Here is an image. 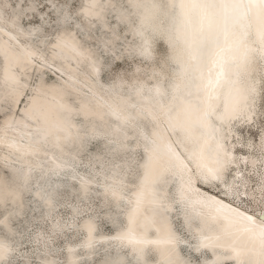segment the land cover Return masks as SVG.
I'll return each instance as SVG.
<instances>
[{
	"label": "snow or ice",
	"instance_id": "obj_1",
	"mask_svg": "<svg viewBox=\"0 0 264 264\" xmlns=\"http://www.w3.org/2000/svg\"><path fill=\"white\" fill-rule=\"evenodd\" d=\"M213 3L214 0H179L186 27L176 39L183 41L188 55L187 61L178 59L181 79L189 77L186 90L179 97L180 103L185 106V111H188L194 102L199 103L201 107L200 117L181 127L186 136H190L191 127H199L204 135L215 141L209 148L215 166L198 164L196 171H185L183 162L172 152L170 146L163 145L169 153L172 167L181 174L175 203L181 206L184 214L182 227L178 229L179 237L168 234L163 243L167 245L179 243L183 258L174 259V249H171L163 259L152 257L153 264H242V249L230 239L234 233L246 234L249 240L257 242L261 250H264V123L259 128L250 130L242 142L240 138L234 137L231 145L223 142L225 137L221 128L209 130L206 125L207 119L213 115L220 125H224L225 121L234 120L255 123V95L258 91L264 94V65L259 81H253L250 87L252 103L239 107V100L233 99L232 102L225 104L221 112H212L209 109L215 86L224 79V66L229 59L234 63V76L238 77L240 74L241 65L236 63V57L230 54L238 53L242 61L250 51H254L259 59L264 61V30L259 33V47L251 49L245 44L243 37L230 38L228 30H215L210 20L202 17L198 24H193L189 13L210 7ZM95 6L96 0H4V4L0 5L12 9L7 18L0 15V21L7 19L8 24L18 34L37 40L35 45L20 47L19 52L13 57L10 54L9 41L0 39V145H5L10 151L20 152L22 148L31 147L33 143L47 142L52 136L48 111L37 105L36 98L45 86L53 85L58 76H62L65 83L73 82L76 68L71 62L86 58L92 51L81 44L77 34H81L85 44L93 39L90 33L96 26L91 24L88 17L94 14ZM259 7L264 8V3L259 4ZM20 21H23V24H20ZM97 31L99 35L94 38L95 48L100 51L103 59L90 60V72L93 76H98L103 71L109 80L114 81V74H118L125 67L124 61L120 58L121 49L115 46L120 34L115 29L109 31L108 26L103 23ZM170 43L174 41L170 40ZM206 44L212 48L209 56L210 66L206 75L197 77L196 73L203 63L202 49ZM123 47L121 45V48ZM148 51L145 41L143 53L147 54ZM114 89L113 84L106 92L111 94ZM178 92L179 85L173 86L174 98ZM156 93L159 94V88L156 89ZM200 93L204 94L203 98ZM205 104L208 107H205ZM59 106L68 113L73 111L70 106L64 104ZM79 110L84 111L85 106L81 104ZM16 117L36 122L35 132L29 134L28 145H22L16 139L5 142L7 132L13 128L14 121L20 123L16 121ZM168 119L170 127L178 126L174 117L168 116ZM240 131L243 136V129ZM97 135L99 133L92 132V136ZM144 139L151 148L144 165L147 171L142 178V187L136 193L137 208L144 201L146 193L152 196L153 203L162 205L150 179L154 154L161 150L162 145L154 137L145 136ZM54 140L58 144L60 137L55 136ZM237 144L239 146H236ZM92 159L99 163L98 170L96 164L91 165L95 170L93 178L101 176L107 179L106 174L119 167V164H114L111 159L105 160L102 157ZM0 160L6 161L7 156L0 155ZM226 167L228 170L225 176L222 171ZM90 183L92 180L87 176L79 177L82 191L87 192ZM211 183L223 192V196L218 192L213 197L210 189L205 195V186ZM103 186L112 196L118 195L117 183H106ZM68 208L72 216L78 215L75 207L68 205ZM11 215L12 212L0 211V240L5 239L6 235L9 237L14 235L6 223ZM82 215L80 214L81 217ZM72 216L69 217L71 223L66 222L63 226L57 223L53 228L61 232L67 229L75 230L79 220H73ZM83 226L81 223V227ZM93 231L94 229L88 226L85 235L90 236ZM122 238L135 239L128 234ZM72 242L76 243V246L68 247V253L85 247L82 239L79 242ZM136 242L140 243L139 240ZM7 256V249L0 247V262L5 261ZM39 264H78V261L69 257L59 262L41 261ZM110 264L123 262L112 261Z\"/></svg>",
	"mask_w": 264,
	"mask_h": 264
},
{
	"label": "bare ground",
	"instance_id": "obj_2",
	"mask_svg": "<svg viewBox=\"0 0 264 264\" xmlns=\"http://www.w3.org/2000/svg\"><path fill=\"white\" fill-rule=\"evenodd\" d=\"M127 1L131 2L134 5L138 4V7L139 6L141 7L142 10H138L139 8L138 9L135 8L132 10L136 12L137 15H139L138 18L139 21H141V25L150 22V19L152 17L154 18V13H155L154 9L157 7L155 0H127ZM170 2H173V4L172 3L170 4L168 0L166 1L164 0L163 6L157 7L158 8L157 18L154 19L153 21V25L156 28H159L161 30L165 28L166 33H164L163 36L164 39L167 38V40H164V43L172 51V57L170 58V60L172 61L174 60L175 62L173 63L176 65V70H177L176 77H178V79L174 80L171 83V88L168 90L169 93H166L164 91V88L162 87V83H161L163 81L162 77H157L150 84V86L153 87V89H151L150 91L153 98H147L146 97L147 95L143 94L148 92V90L142 87L143 85H146V83L144 81H137L135 83H132L131 86L128 87V90L131 89L132 91V89H134L132 92L142 91L141 92L142 94L136 93L135 95L138 100L136 108L128 107L127 106L128 103L124 101V99L118 96L121 95L123 96V98H127L128 96L125 95L126 91L122 92L118 87H115L114 92L110 94L106 92V89L112 86H103L98 84L97 81L99 80V75L93 76L91 74L89 68L90 60H97L95 58L94 52L91 51V53H89L86 58L78 61L73 60L71 62V65L76 68L73 82L65 83L62 76L57 77L59 80L62 81L61 84L65 83L64 87L67 90L70 89L71 92H75V94L76 93L80 94V95L76 94L77 96H73L74 100L76 98L78 99V102L75 101L72 103L69 101L67 96L64 97L63 96L64 89L62 88L60 89V91L58 90L55 91L56 88H60V86H58L59 84L45 86L42 89L41 94L36 98L37 105L46 108L48 111L49 127L52 132V136H50V140L56 143L54 137L59 136L60 141L57 145L60 146V150L61 148L63 149L64 144L65 147H67V149L71 145H74L75 147L73 151H71L72 154H75V149L81 145V142L85 137H82L83 135L76 136L77 134L80 133L76 134L75 132L76 130L71 127V125L75 126L74 123L75 121L73 122V119L70 118L71 114L70 115L66 114L68 113L66 112V110L62 112L57 111V110H62L63 108H61L59 105L58 106L56 105V107L54 108V105L56 103L63 102L66 105L77 104L78 106L83 104L85 106V110L80 112L81 113L80 115L84 118V120L88 122L91 121V122L99 123L102 126L101 130L104 134H111L110 132L112 128H114L115 131L114 135L117 138L123 137L127 133L122 132L121 134H117L122 131L121 128L119 127V125L110 126L111 120L105 119L106 117H109L110 115L113 117L112 119H114L118 114L123 115L125 117L122 118V120L120 119V121H124V123H128L129 125H131L134 129L133 132L140 129V134H142L143 132L141 131V129L144 131L143 121L138 117L133 119V117H135L134 116L135 114L133 113H136L138 111V108L140 107L141 108L146 107V109L148 108L147 112L150 114V119L155 122V126H154L155 128L150 129L151 131L149 134L150 138L154 137L152 134H155V136L157 135V137L154 138H157V140L159 139L162 145L160 152L154 154L153 166L150 177L152 188L155 191L157 197L161 199V201L162 198L159 191L165 189L166 179L168 176L171 175L169 174L168 169L172 166V162L169 159V153L163 147V145L170 146L172 152H174L176 156L179 157V159L183 162L185 171H196L198 164L201 165L206 164L209 167L215 166L214 157L209 151L210 146L213 145L215 141L212 138L204 135L199 127L196 126L191 127L190 136H186L183 128L181 127V125L187 126L188 122L190 121L191 122L196 121L201 115V107L199 103L194 102L190 107V109L188 111H185V106L180 103L179 97L182 96L184 91L186 90V85L188 83L189 77L186 76L183 79H181L179 75L180 64L178 63V59L182 58L185 61H187L188 55L184 47L183 41L178 40L176 38L180 35L181 31L186 27V25L184 23L185 21L184 14L182 13L181 8L179 7V0H172V1L170 0ZM109 3L110 0H96V6L95 9L93 10L94 14L90 15L88 17V20L91 23H94V21H99V20L101 21V19L104 18V14H105L104 12L106 11V9L107 10L110 9V7L113 5L112 3L111 4ZM261 3H264V0H214L212 6L205 7L203 9L193 10L189 13V16L193 24H198L202 17L207 20H210L212 21L213 28L215 30H220V31L228 30L230 38L243 37L245 44L249 48L257 49L259 47V33L262 30H264V8L259 7V4ZM172 5L174 8V12H172ZM123 13L125 14L123 10H120L117 12V14L115 13L116 14L115 16H118L119 18V15H121L122 19L120 18L119 19L125 23H128V20L126 19L125 16H123L124 15ZM91 19H95V20H91ZM102 21L99 22L100 25L101 23L105 24V22ZM129 26L131 30L132 25L129 24ZM139 31L141 32V30ZM11 32L12 34L14 33L17 34V32L14 29H12L10 25L8 26V28H2V31H0L1 34L0 39H6L9 41V44L11 45L10 54L13 57H15V54L19 52L20 47L22 46L16 43L15 37L11 34ZM131 32L139 40H141L142 45H144L145 38L143 36H146V34L143 35L144 32H142L140 35H137V28H135V30L132 29ZM170 40H173L174 43H170ZM28 44L29 43H27V45ZM211 51L212 48L211 45L209 44H206L205 47L202 49L203 63L201 64L199 72L196 73L197 77H199L202 74L203 75L207 74L208 67L210 66L209 56ZM141 52L143 53V50ZM149 53L151 54L150 50L147 53L148 56L150 55ZM230 55L235 56L236 57L235 62L241 65L240 74L238 77L234 76L233 74L234 63L231 59H229L228 63H226L224 66L225 77L223 80L219 82L218 85L215 86L214 92L212 94V102H211V107L209 109L212 112L223 111L225 104L232 102L233 99L239 100V107H244L245 105L249 104L248 99H249L250 91L245 81V75L247 69L249 67V64L254 60V58H256L258 61V65H259L258 68L260 69V73L262 71V65H264V61H261L254 51H250L248 56L244 58L242 61L240 60L238 53L234 52ZM150 56L152 57V55ZM82 62L87 66L88 74H82L78 70L77 65H81ZM61 71H63V69H61ZM175 85H179L180 88V92L175 94L176 98H174V93H173V86ZM82 86H87L90 89L88 90L89 92L88 95H84L79 91V89ZM157 88H159V94L156 93ZM201 88H203V85H201ZM200 95L203 98L204 94L200 93ZM156 105L158 109H156ZM205 107H208L207 104H205ZM165 113H167L168 115H165ZM64 114L66 115V119H67L66 122H63L64 120L63 118L65 116ZM168 116H172L175 118V121L178 124L177 127L180 130L179 133L183 135L182 143L180 142L179 138H177V136L175 135L176 134L175 131H177V127L175 128L170 127ZM16 121H20V123L14 124L13 128L8 130L7 135L5 137V142H7V140L9 139H16L22 145H28L30 141L29 133L35 132L36 122L34 120L27 119L24 117H20ZM237 124H240L242 126L246 124L248 125V123H246L245 121L234 120V122L225 121L224 126L225 127L227 126L232 130L233 126H237ZM206 125L209 130L213 128H221L222 130V125H220L216 121L214 115L210 116L207 119ZM28 126H33L34 128H29ZM174 137L176 138V140L174 139ZM32 139L34 140L35 138L32 137ZM150 148L151 146H148L147 148L148 150L144 157L145 159L139 165L140 176L138 179L137 187L132 189L133 195H131L130 199L133 205L127 217L125 218L126 226L124 229L113 235L116 236L114 242L117 241L122 242L124 246L130 248L132 253H129L130 257H125L123 254H120L117 257L104 255V258H102V260H100L98 264H110V262L112 261H122L123 264L139 261L141 264H149L146 262V260L149 257V254L152 252L151 250H149V248L153 249L155 255H157L158 258L160 259H163V256L167 254L171 249H174V256H173L174 259L179 260L183 258L181 252H179V254L177 252L176 243L172 245H167L163 243V241L167 238L168 234H174L177 237H179V233L176 231L173 222L171 221L170 213L168 214V212L165 211V209L163 208L164 207L163 201H162V205L153 203L152 196L146 193L145 199L142 202V204L139 206V208H137L135 203L136 193H138L141 190L142 178L144 177L147 171L144 165L150 154ZM119 149H123V148H119ZM22 150L23 153L28 157H33V156L40 157L41 153L43 152V154L46 155V157H48L46 158V161L49 162L48 164L50 165L49 169H46V167L41 168V169H45V171L49 170L48 172H53L54 170L62 169L60 165H57L58 163L55 161V160L57 161H61V160H59L58 157L54 155L53 151L52 152L46 151L45 147H43L42 145V141L40 143H33L31 147H25ZM39 150L41 151V153L39 152ZM0 151H1L0 155L4 154V156L7 157L10 154H11L10 156H12V154L14 156L15 153L17 154L16 151H10L5 145H0ZM41 157L44 156L42 155ZM0 162L4 163L3 160H0ZM19 162L21 164L18 163V166L11 168L10 176H5L0 174V208L3 207L6 202H10L13 206V209L15 208L18 211L23 206V193L27 189H29V183L31 177L30 175H32L35 170L31 169L29 173L24 172L23 176H17L16 175L17 173L19 172L22 173L28 168V164L21 161ZM26 175L30 177H27ZM176 175L181 180V174L179 172H175L174 175L172 174V176L174 177ZM113 176H114L113 178L116 180L121 179V176L117 173H113ZM24 177H27V179ZM162 179H164V181ZM89 186H93V184L90 183ZM40 191L42 190L37 189L35 191L36 197L41 199L45 205L50 206L49 208H51L52 207L51 204L53 203L52 198L54 200L55 193H53V191L50 190L49 192L48 191H46V193L44 192L42 195ZM78 191L81 192V189L79 188ZM207 194H208V190L205 189V195ZM211 194L213 197H215L216 193L211 192ZM114 197L115 199H119V198L122 199L121 196L118 195ZM11 211L12 209H9L6 212H11ZM94 222L95 221L92 217H87L86 219H84L82 222V224L84 225L83 226L84 231L88 226L94 228ZM6 223L10 228V219L7 220ZM126 234L130 235L131 237H134L135 239H128V240L123 239L122 237H124ZM87 237H88V241L85 243V245L92 244L93 246L92 249L91 247L90 249H88L89 246H86L84 249L87 248L86 253L90 254L91 256V254L94 252L93 248L94 249L96 248L95 247L96 245L94 244L96 240H94L93 232L91 233L90 236ZM230 239H232L233 242L242 249V256H241L242 264H264V250H261L260 245L257 242H253L249 240L246 234H240V233H234ZM137 240H139L140 243H137L136 242ZM98 242L100 243L98 246H103V247L110 244L108 241H106V239H101ZM0 247L7 249L8 251L7 259H8L12 249L10 239L6 237L5 239L0 240ZM69 247H74V245ZM82 248L83 247H80L77 250L81 251ZM138 254H140V258L137 257ZM69 257L78 261L79 264L80 258L78 253L67 252L66 258ZM45 261H55V259L50 256H47L45 258ZM1 263L2 262H0V264Z\"/></svg>",
	"mask_w": 264,
	"mask_h": 264
},
{
	"label": "rangeland",
	"instance_id": "obj_3",
	"mask_svg": "<svg viewBox=\"0 0 264 264\" xmlns=\"http://www.w3.org/2000/svg\"><path fill=\"white\" fill-rule=\"evenodd\" d=\"M163 1L164 0H155L157 4L156 6H163ZM168 2L173 4V2H170V0H168ZM111 3L113 5L110 7V9H106L104 12V18L101 19V21L103 20L105 24H107L109 31L115 29L120 34V38L116 41L115 46L116 48L121 49L120 58L124 61L125 67L124 69H121L118 74H114V81L109 80V78L105 76L104 72L101 71L97 83L103 86H112L114 84L115 87H118L122 92L126 91L125 95L128 96L127 98H123L121 95L118 96L128 103V107L136 108L138 100L135 95L136 93L142 94V91L132 92L134 89L131 91V89L128 90V87L137 81H144L146 85H143L142 87L148 90V92L143 94H146L147 98H153L150 93L153 87L150 86V84L157 77H162V87L166 93H169L168 90L171 88V83L178 79V77H176V65L173 63L175 62L174 60H170L172 57V51L164 43V40H167V38L164 39L163 36V34L166 33L165 28L161 30L153 25L154 19L157 18V7L154 9V18L152 17L150 22L141 25V21H139L138 18L139 15L132 11L135 8L142 10L140 6L138 7V4L134 5L127 0H110L109 4ZM3 4L4 0H0V5ZM120 10L125 12V14L123 13V16H125L128 20V23L132 25L131 30H135V28H137V35H140L142 32H144L143 35L146 34L147 37H143L147 42L148 49L151 51V54H149L152 55V57L141 52L144 45H142L141 40L132 34L129 24L121 21L118 16H115ZM11 12L12 9L9 7H0V15H4L5 18L8 17ZM172 12H174L173 5ZM6 21L7 19L0 21V31H2V28H8L9 24ZM101 21L99 20L91 23L96 27L93 28L92 32L90 33L93 39H90L86 44L81 38V34H77V37L80 39L81 43L84 44L85 47L91 48L95 54V58L100 60L103 59V56L100 51L95 48L94 38L95 36L99 35L97 29L100 27L99 22ZM20 24H23V21H20ZM138 29L141 30V32ZM12 35L15 37L16 43L21 46L27 45V43L33 45L37 43L36 38L33 37H28L18 33H14ZM121 45L124 47L121 48ZM258 67V61L256 58H254V60L249 64L245 75V81L249 91L253 81H259V75H261V73ZM78 70L82 74H88L87 66L83 62L81 65H78ZM61 82L62 81L57 78V81L53 83L57 85L59 84L58 86H60V88H56L55 91H60L62 88L64 89V97L67 96L69 101L72 103L75 101L78 102V99L76 98L74 100L73 96L80 94H75V92H71L70 89L67 90L64 87L65 83L61 84ZM88 90L90 89L87 86H82L79 89V91L84 95H88ZM252 99L253 97L251 93H249V104L252 103ZM61 104L66 105L63 102L56 103L54 108L56 105L58 106ZM67 105L73 110L71 113H66L69 115L71 114L70 118L73 119V122L75 121V126L71 125V127L76 130V134L80 133L76 136L83 135L82 137H85L81 142V145L75 149V154L71 153L75 147L74 145H71L67 149L64 144L63 149L61 148L60 150V146L57 145V143L52 142L50 138L47 142L42 141V145L45 147V150L48 152L53 151L54 155H56L58 159L61 160L55 161L62 169L54 170L53 172H48L49 170L45 171V169H41L44 167L49 169L50 165L48 164L49 162L46 161V158L48 157H46L43 152L41 153L40 150L39 152L41 153V156L43 155L44 157H28L23 153V150H21L19 153H15L14 156L13 154L10 156V154L6 161L3 160L4 163L0 162V174L5 176H10L11 168L18 166V163H20L19 161L28 164V168L22 173H17V176H23L24 172L29 173L31 169L35 170L33 174L30 175L31 177L26 175L27 177H30V183L29 189L23 193V206L20 209L21 212L15 208L13 209V206L10 202H6L5 205L0 208V211L12 209L11 212L13 215H11L9 219L10 228L14 232V235H11L10 237L6 235V237H8L11 241L12 249L8 259L3 261L1 264H26V262H30V264H39V262L45 261L47 256L54 258L57 262L65 260L67 248L73 245L74 247L76 246V243H73L72 241L79 242L82 239L84 245L88 241V237L85 235L84 227H81V223L87 217H92L95 221L93 234L94 240H96L94 242L96 248H93L94 252L91 254V256L90 254L86 253L87 248L84 249L88 244H86L85 247L81 249V251H75L79 254V264H98V262L104 258V255L117 257L118 255L123 254L125 257H130L129 253H132L130 248L124 246L122 242H114L116 236L113 235L124 229L126 226L125 218L127 217L133 205L130 199L131 195H133L132 189L137 187L140 176L139 165L145 159L144 157L147 152L146 149L148 146H150L144 137H150V129L155 128V122L150 119V114L147 112L148 108H138V111L133 113L135 114L133 119L138 117L143 121L144 131L141 129L143 133L140 134V129L133 132L134 129L131 125L124 123V121H120V119L122 120V118L125 116L117 113L118 115H116V118L112 119L113 117L109 115V117H106L105 119L111 120L110 126L119 125L122 130L117 134H121L122 132L127 133L125 136L117 138L114 135V128H112L110 132L111 134H104L101 130L102 126L99 123L91 121L88 122L84 120V118L80 115V112H82L79 110L80 106L77 104ZM156 109H158L157 105ZM64 110L65 109L57 111L62 112ZM255 116V123L248 125L246 124L244 126L237 124V126H233L232 130L227 126L225 127L222 125V135L225 137L223 142L231 145L233 143L234 137L240 138V141L242 142L243 139L248 136L250 130H255L259 128L262 123H264V94H261L260 91H258L255 95ZM19 118L20 117H16V120ZM63 119V122L67 121L66 115ZM14 124L17 123L14 122L13 125ZM28 127L34 128L33 126ZM241 128L243 129V136H241ZM93 131L99 133V135L92 136ZM179 131L180 130L177 127L175 135L182 143L183 135L180 134ZM152 135L157 137L155 134ZM174 139L176 140L175 137ZM158 142L160 143L159 139ZM236 146H239V144ZM92 157H102L105 160L111 159L114 164H119V167L113 168L111 173L106 174L108 176L107 179L101 176H96L93 178V172L95 170L92 169L91 165L96 164V169L98 170L99 163L94 161ZM85 165H89V167H85ZM227 170L228 168L226 167L222 171V174L226 176ZM168 171L171 175L166 179L165 189L160 190L159 192L163 201V208L168 212V214L170 213L171 221L173 222L174 228L178 232V229L182 227V221L184 218L181 206L178 203H175L181 180L177 175L175 177L172 176V174L174 175L176 172L172 166L168 169ZM113 173L119 174L121 179H114ZM81 176H87L90 180H92L91 184H93V186H89L87 192L82 190L81 192L78 191L80 188L79 177ZM27 177L24 178L27 179ZM164 179L162 180L164 181ZM106 183H117L118 196H121L122 199H115V197L112 196L110 192H106L103 186ZM37 189L42 190L40 191L42 195L44 192L46 193V191L49 192L50 190L55 193L54 200L52 198L53 203L51 204V208H49L50 206L45 205L41 199L36 197L35 191ZM205 189H210L211 192L215 193L219 192L220 195L223 196V192L217 188L214 183L206 185ZM68 205H72L77 209V216H72ZM80 214H83L82 217ZM70 216H72L73 220H79L75 230L67 229L61 232L59 229L53 228V225L57 223L61 226L65 225L66 222L71 223L69 220ZM101 239H106V241H108L110 244L105 247L98 246L100 244L98 241ZM92 246L93 245L91 244V249ZM90 247L88 249H90ZM176 247L179 254L180 244L176 243ZM62 248L64 249L63 251L61 250ZM149 250L152 252L149 254L146 262L153 264L152 257H157V259L160 258L155 255L153 249L149 248ZM130 264H137V262H130Z\"/></svg>",
	"mask_w": 264,
	"mask_h": 264
},
{
	"label": "water",
	"instance_id": "obj_4",
	"mask_svg": "<svg viewBox=\"0 0 264 264\" xmlns=\"http://www.w3.org/2000/svg\"><path fill=\"white\" fill-rule=\"evenodd\" d=\"M121 17H122V16H121V15H119V18H120V19H122ZM133 253H134V252H133ZM137 257H138V258H140V254H138V256H137Z\"/></svg>",
	"mask_w": 264,
	"mask_h": 264
}]
</instances>
